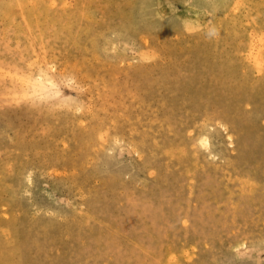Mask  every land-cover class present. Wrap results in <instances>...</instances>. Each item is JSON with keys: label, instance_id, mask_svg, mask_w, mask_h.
Returning <instances> with one entry per match:
<instances>
[{"label": "rangeland", "instance_id": "rangeland-1", "mask_svg": "<svg viewBox=\"0 0 264 264\" xmlns=\"http://www.w3.org/2000/svg\"><path fill=\"white\" fill-rule=\"evenodd\" d=\"M263 193L264 0H0V264H264Z\"/></svg>", "mask_w": 264, "mask_h": 264}, {"label": "bare ground", "instance_id": "bare-ground-1", "mask_svg": "<svg viewBox=\"0 0 264 264\" xmlns=\"http://www.w3.org/2000/svg\"><path fill=\"white\" fill-rule=\"evenodd\" d=\"M240 122V121H239ZM239 125H242V123H238ZM247 125L250 127V129L253 128V125L251 124V119L248 117V123ZM253 154H256L255 152ZM248 156H252V155H248ZM260 194V193H259ZM264 194V193H263ZM262 204V203H261ZM264 204V203H263ZM261 206V205H260ZM261 208V207H260ZM236 209V208H235Z\"/></svg>", "mask_w": 264, "mask_h": 264}]
</instances>
